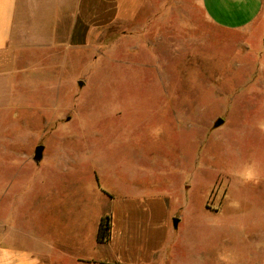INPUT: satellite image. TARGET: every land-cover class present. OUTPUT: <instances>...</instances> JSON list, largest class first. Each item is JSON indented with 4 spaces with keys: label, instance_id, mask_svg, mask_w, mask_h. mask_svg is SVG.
I'll return each mask as SVG.
<instances>
[{
    "label": "rangeland",
    "instance_id": "1",
    "mask_svg": "<svg viewBox=\"0 0 264 264\" xmlns=\"http://www.w3.org/2000/svg\"><path fill=\"white\" fill-rule=\"evenodd\" d=\"M122 1L130 20L98 53L0 52V225L32 218L40 190L137 189L187 206L174 264H264V22L230 31L201 0ZM49 2L67 26L74 0Z\"/></svg>",
    "mask_w": 264,
    "mask_h": 264
},
{
    "label": "crops",
    "instance_id": "2",
    "mask_svg": "<svg viewBox=\"0 0 264 264\" xmlns=\"http://www.w3.org/2000/svg\"><path fill=\"white\" fill-rule=\"evenodd\" d=\"M46 1L0 0V52L20 49L31 52L26 58L38 55L37 60L45 57L56 66L74 63L83 58L78 52H100L109 28L130 20L122 0H74L65 26ZM201 5L212 23L230 31H250L264 22V0H201ZM248 43L253 49V42ZM261 52L264 55V47ZM261 67L264 75V58ZM42 145L40 163L48 142ZM61 162L62 158L55 161L59 169L66 168ZM40 191L45 197L32 218L18 226L7 216L0 225V264H174L171 244L185 227L187 206L172 207L166 195L137 189L115 198L99 190H81L86 197L81 202H65L55 189ZM107 215L110 238L101 243L98 230ZM174 218L179 219L177 228Z\"/></svg>",
    "mask_w": 264,
    "mask_h": 264
},
{
    "label": "trees",
    "instance_id": "3",
    "mask_svg": "<svg viewBox=\"0 0 264 264\" xmlns=\"http://www.w3.org/2000/svg\"><path fill=\"white\" fill-rule=\"evenodd\" d=\"M110 231H111V217L110 215H107L101 219L98 230V241L101 243L107 242L110 238Z\"/></svg>",
    "mask_w": 264,
    "mask_h": 264
},
{
    "label": "water",
    "instance_id": "4",
    "mask_svg": "<svg viewBox=\"0 0 264 264\" xmlns=\"http://www.w3.org/2000/svg\"><path fill=\"white\" fill-rule=\"evenodd\" d=\"M223 124H224V120L223 119H219L216 122V127L222 126ZM44 149H45V147L43 145H39V146L36 147V149H35V155H34V161L35 162H39L42 159L43 153H44ZM178 223H179V219L174 218L173 219V226H174V228H177Z\"/></svg>",
    "mask_w": 264,
    "mask_h": 264
},
{
    "label": "flooded vegetation",
    "instance_id": "5",
    "mask_svg": "<svg viewBox=\"0 0 264 264\" xmlns=\"http://www.w3.org/2000/svg\"><path fill=\"white\" fill-rule=\"evenodd\" d=\"M42 145V144H41Z\"/></svg>",
    "mask_w": 264,
    "mask_h": 264
}]
</instances>
